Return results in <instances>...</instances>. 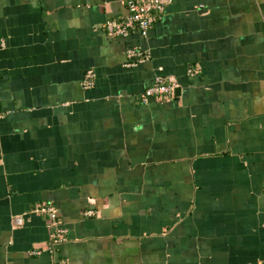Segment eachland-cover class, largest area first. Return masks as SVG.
<instances>
[{
    "label": "crops",
    "instance_id": "obj_1",
    "mask_svg": "<svg viewBox=\"0 0 264 264\" xmlns=\"http://www.w3.org/2000/svg\"><path fill=\"white\" fill-rule=\"evenodd\" d=\"M127 12L0 0V264H264V0H169L110 35ZM158 74L175 89L145 100Z\"/></svg>",
    "mask_w": 264,
    "mask_h": 264
},
{
    "label": "built area",
    "instance_id": "obj_2",
    "mask_svg": "<svg viewBox=\"0 0 264 264\" xmlns=\"http://www.w3.org/2000/svg\"><path fill=\"white\" fill-rule=\"evenodd\" d=\"M169 0H126L127 14L116 20L107 22V26L112 36L129 37L132 32L138 31L143 37H146L153 24L156 21V15L165 9ZM127 57L129 66L148 59L144 52L137 45H130L127 48ZM82 86L85 89H90L95 86V73L93 69H88L83 78ZM176 84L168 80L163 74H158L155 77L153 85L148 87L144 92L145 100L150 97L162 98L167 94L173 93ZM39 215L48 216L50 226H52L51 243L49 251L55 252L56 247L67 241L68 228L59 220L57 209L52 204H40L33 210ZM34 254H40L41 251L34 250ZM59 264H65L61 261Z\"/></svg>",
    "mask_w": 264,
    "mask_h": 264
},
{
    "label": "water",
    "instance_id": "obj_3",
    "mask_svg": "<svg viewBox=\"0 0 264 264\" xmlns=\"http://www.w3.org/2000/svg\"><path fill=\"white\" fill-rule=\"evenodd\" d=\"M176 91H178V88H177ZM149 100L152 101V100H154V98L153 97H150Z\"/></svg>",
    "mask_w": 264,
    "mask_h": 264
}]
</instances>
